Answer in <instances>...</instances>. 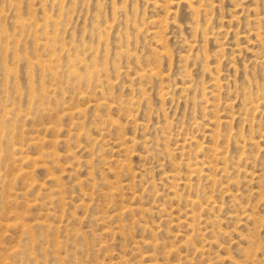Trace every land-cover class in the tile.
Masks as SVG:
<instances>
[{"label":"rangeland","instance_id":"rangeland-1","mask_svg":"<svg viewBox=\"0 0 264 264\" xmlns=\"http://www.w3.org/2000/svg\"><path fill=\"white\" fill-rule=\"evenodd\" d=\"M0 264H264V0H0Z\"/></svg>","mask_w":264,"mask_h":264},{"label":"bare ground","instance_id":"bare-ground-1","mask_svg":"<svg viewBox=\"0 0 264 264\" xmlns=\"http://www.w3.org/2000/svg\"><path fill=\"white\" fill-rule=\"evenodd\" d=\"M55 70V69H54Z\"/></svg>","mask_w":264,"mask_h":264}]
</instances>
